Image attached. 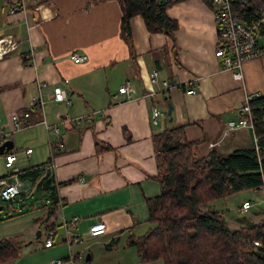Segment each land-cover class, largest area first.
Masks as SVG:
<instances>
[{
    "label": "crops",
    "instance_id": "obj_1",
    "mask_svg": "<svg viewBox=\"0 0 264 264\" xmlns=\"http://www.w3.org/2000/svg\"><path fill=\"white\" fill-rule=\"evenodd\" d=\"M13 4L0 0V38L11 35L18 43L0 57V122L12 146L32 149L26 158L35 150L37 156L43 153L30 165L48 158L54 162V194L46 198L49 204L56 202L50 219L53 226H61L63 219L79 217L72 232L81 235L80 245L91 241L110 249L111 243L125 240L133 245L146 232L145 199L159 192L153 133L185 125L186 138L198 141L197 155L251 147L249 129L226 128L238 119L246 95L264 94V56L246 61L240 79L224 70L214 57L218 34L210 2L180 0L167 8L166 15L178 24L171 35L149 33L143 18L132 16V51L120 36L122 12L116 0H25V12L10 13ZM73 52L88 58L74 63L69 59ZM153 69L158 80L150 83ZM163 81L177 86L164 91ZM126 82L133 87L131 98L118 92ZM54 86L65 90L70 105L52 100ZM190 88L196 93L187 94ZM38 91L45 119L58 124L65 136V148H54L52 157L42 125L20 121L23 128L13 131L10 121L12 113L21 115L27 109ZM165 97L173 106L172 120L165 117L153 126L151 108L166 112ZM32 116L41 117L40 112ZM78 116L87 119L74 121ZM50 142L57 143L56 135ZM97 143L109 148L97 150ZM43 144L45 149L39 150ZM19 161L17 157L15 165L21 168ZM97 220L105 222L106 232L88 235ZM58 230L62 228L56 235ZM11 233L1 231L0 238ZM92 257L89 254V260Z\"/></svg>",
    "mask_w": 264,
    "mask_h": 264
},
{
    "label": "trees",
    "instance_id": "obj_2",
    "mask_svg": "<svg viewBox=\"0 0 264 264\" xmlns=\"http://www.w3.org/2000/svg\"><path fill=\"white\" fill-rule=\"evenodd\" d=\"M7 1L14 3L13 5H18L20 2V0ZM116 1L122 12L120 36L131 51L133 47L129 20L132 16L140 15L149 33L171 35L178 27L177 21L166 15V9L172 5L169 2ZM205 1L210 2V0ZM261 9V0H251L250 7L239 17L250 25L259 17ZM26 61L24 60V64L28 65L30 62ZM38 95L41 96L39 91L31 99ZM31 99L21 115L12 113L17 116L20 129L23 128L20 121L23 125L35 123L42 125L40 122L43 119L47 122L43 115L44 103L41 108H37L31 103ZM164 102H168V97L164 98ZM250 106L254 128L253 132L250 130L252 145L249 148L234 149L230 152L212 149L204 155H197L198 141L186 138L185 125L182 124L164 128L151 135L156 165L154 179L159 185V192L145 199L149 227L144 234L132 241L141 263L150 264L160 261L162 264H264V210L258 212L262 215L259 221L249 216L245 219L244 225L229 228L223 214L212 205L216 200L243 191L261 190L264 159L259 162L258 156L264 157V94L255 96L250 101ZM37 112H40L41 117L33 119V113ZM11 117L12 129L15 131ZM81 118L87 119L78 116L74 121L79 122ZM48 124L59 127L58 124ZM44 130L52 157L54 148L60 150L57 148L59 137L51 131L47 132L45 128ZM3 132L7 141V133L4 130ZM52 134L57 137V143L54 145L50 142ZM254 137L256 144L253 141ZM96 147L97 150L109 148L100 143H97ZM26 149L24 154L28 156L32 153V149L30 148V154L25 153ZM18 151L21 149L12 146L1 156L4 158L6 153H14L17 161ZM15 161L13 166L17 167ZM49 164L50 158L40 164H27V167L17 168L22 180L28 182L30 187L32 184L36 191L48 192L46 198L52 199L53 172L50 171ZM4 168L7 171L3 172L0 179L12 176V167H6L4 164ZM25 193L28 192L20 195ZM1 201L10 204L9 210L14 209L13 201ZM55 205V201H51L48 205L44 204L48 209H53ZM9 210L6 214L11 218L13 215L9 214ZM45 216L46 212L38 219V227L53 226L50 218L44 220ZM254 241H257L258 245H255ZM21 245L22 241L17 236L0 238V264L15 260Z\"/></svg>",
    "mask_w": 264,
    "mask_h": 264
},
{
    "label": "built area",
    "instance_id": "obj_3",
    "mask_svg": "<svg viewBox=\"0 0 264 264\" xmlns=\"http://www.w3.org/2000/svg\"><path fill=\"white\" fill-rule=\"evenodd\" d=\"M174 4L177 0H164ZM251 0H210L212 5V11L214 16V21L217 25L218 41L217 46L214 50V57L220 60L222 68L229 71L231 75L240 79L243 76L242 66L243 64L251 59L259 58L264 56V0L262 1V9L260 11L259 17L254 20V22L248 25L243 19H240L241 13L250 7ZM17 11H26L25 0H20L18 5H13L10 8V13H15ZM17 41L11 36H4L0 38V57L4 54L15 50L17 48ZM87 55L70 53L69 59L74 63H82L87 60ZM158 73L156 69H153L149 73L150 83L157 82ZM175 82L163 81L161 87L164 91H167L173 87H176ZM118 92L122 94H127V98H131L133 92V87L131 84L126 82L124 85L118 87ZM187 94H194L196 90L193 88L187 89ZM154 92L152 89L149 91L148 95L152 96ZM253 95H246L239 106L238 114L239 117L235 121H230L227 124L226 131L236 130L239 128H247L253 132V114L250 106V101L254 98ZM126 98V99H127ZM52 100L58 103H65L66 105L71 104V100L66 94L65 90L59 86H54L52 88ZM31 103L37 108H41L43 105V100L41 96H35L31 99ZM166 117V113L160 110L158 107L153 106L150 112V123L153 126H158L161 119ZM14 124V130L18 131L20 126H18L17 116L14 114L11 117ZM76 120V119H75ZM47 132L56 134L59 137L57 148L60 150L64 149L65 136L61 133L57 125H49L44 119L40 122ZM3 125L0 122V146L4 144L6 134L2 130ZM256 144V138L253 139ZM212 145V144H211ZM210 145V146H211ZM256 148V145H255ZM26 154L31 153V149L27 148L25 150ZM5 166L12 167V176L0 179V200L3 201H14L17 196L21 193L29 192L31 187L28 182L22 180L18 175V168L13 166L16 156L14 153H6L4 155ZM264 157L258 156V161L260 162ZM51 172L55 168L54 162H50L48 165ZM262 176V186L261 189L264 191V173L261 172ZM78 181L82 183L83 177H79ZM264 203V195L261 200ZM257 203L245 200L242 202L240 211H248L251 207ZM79 217H73L69 221L62 220L61 227L64 231V241L68 243L69 255L66 259H56L51 262V264H61L64 261L73 263L75 259L81 258L80 253L76 256L72 255L70 251V246L78 244L81 241V235L74 234L73 229L76 228L77 221ZM42 229L38 231L39 236L44 235L45 241L43 246L45 248L51 247L54 243V238L56 235V226L41 227ZM106 232V224L102 220H97L92 223L87 231L90 236H98ZM255 245H258L257 241H254Z\"/></svg>",
    "mask_w": 264,
    "mask_h": 264
},
{
    "label": "rangeland",
    "instance_id": "obj_4",
    "mask_svg": "<svg viewBox=\"0 0 264 264\" xmlns=\"http://www.w3.org/2000/svg\"><path fill=\"white\" fill-rule=\"evenodd\" d=\"M39 147V150L45 149L44 144L39 145ZM35 153L31 158H26L24 150L18 151L17 157L20 160L19 165L21 168L27 167V164H35L34 160H40V158H42L43 153L38 152L40 158ZM5 171L7 170L4 168V158L0 155V176ZM31 186L32 187L28 193L19 195L15 198L12 203V207L14 208L12 210H9L10 204L0 200V205L3 206V209L0 210V232L9 230L12 232L11 235L3 237L17 236L22 241L19 255L13 262H11L12 264H51V262L56 259H62L60 258L62 255L66 257L69 255L68 243L61 240V236H64L63 229V234L61 230H58V234L54 239V245L51 246V248H45L43 246L45 241L44 235L39 237L36 236L37 232L42 229L41 226L38 227V219L43 216L44 211H47L44 204L48 205L49 202H46L48 192L41 193L36 191L32 184ZM263 195L264 191L262 189L258 192L247 190L226 197L225 199L216 200L212 205L216 210L223 214L229 228H236L239 225H244L245 219L249 216L253 220L259 221L262 215L258 214V212L264 210V203L261 201ZM245 200H251L252 202L257 203V205L253 206L246 212H242L239 210V207ZM8 210L9 214L13 215L11 218L7 217L6 213ZM57 225L58 222L55 223L56 229H60L61 226ZM146 229H143V232ZM86 242L87 241H84L82 245H80L81 242L72 245V255L76 256L78 253L81 255V258L74 260V264H143L139 261L136 247L129 242L126 243V240L111 243L110 249L104 247V245L100 243H95L93 245V242L91 241L88 243ZM87 244H90V246ZM89 254L93 255V257L91 260H86V256ZM150 264L162 263L156 261Z\"/></svg>",
    "mask_w": 264,
    "mask_h": 264
},
{
    "label": "water",
    "instance_id": "obj_5",
    "mask_svg": "<svg viewBox=\"0 0 264 264\" xmlns=\"http://www.w3.org/2000/svg\"><path fill=\"white\" fill-rule=\"evenodd\" d=\"M172 109H173L172 104L170 102H168L166 104V115H167L169 122L172 120V115H171ZM11 147H12V142L10 140L5 141L4 144L0 146V155H2L4 153V151L9 150ZM2 209H3V207H2V205H0V210H2ZM52 212H53V209H49L46 212V216L44 218L45 221H47L50 218ZM36 236L39 237L38 232H37ZM86 260H89V255L86 256Z\"/></svg>",
    "mask_w": 264,
    "mask_h": 264
}]
</instances>
